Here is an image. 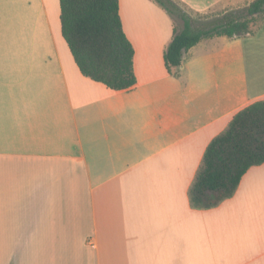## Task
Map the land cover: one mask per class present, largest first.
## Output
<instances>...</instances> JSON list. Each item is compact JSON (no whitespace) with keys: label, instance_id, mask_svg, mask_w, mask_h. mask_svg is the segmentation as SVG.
Returning <instances> with one entry per match:
<instances>
[{"label":"crops","instance_id":"0c3cea01","mask_svg":"<svg viewBox=\"0 0 264 264\" xmlns=\"http://www.w3.org/2000/svg\"><path fill=\"white\" fill-rule=\"evenodd\" d=\"M191 12L252 0H176ZM137 83L85 76L60 0H0V264H264V163L211 207L191 187L211 141L264 99V20L205 38L170 73L174 20L120 0Z\"/></svg>","mask_w":264,"mask_h":264},{"label":"trees","instance_id":"16d2710c","mask_svg":"<svg viewBox=\"0 0 264 264\" xmlns=\"http://www.w3.org/2000/svg\"><path fill=\"white\" fill-rule=\"evenodd\" d=\"M174 20L165 63L176 74L185 53L205 38L245 36L264 20V0L226 10L200 21L176 0H154ZM62 35L81 72L115 90L137 83L135 48L128 38L120 0H60ZM181 22V25H180ZM264 163V99L238 111L228 127L208 145L191 187L197 207H211L231 196L247 170Z\"/></svg>","mask_w":264,"mask_h":264},{"label":"rangeland","instance_id":"374dc122","mask_svg":"<svg viewBox=\"0 0 264 264\" xmlns=\"http://www.w3.org/2000/svg\"><path fill=\"white\" fill-rule=\"evenodd\" d=\"M183 7L186 8L184 5ZM223 11L224 10H221V9H212V10H209L207 12H202V13L191 12V11L189 12H191L200 21H204V20L210 19L212 17H215L223 13ZM180 25H181V22H180ZM2 163H3L2 169H0V175L2 174V176L22 175L29 168L28 164L24 162H19V161H2Z\"/></svg>","mask_w":264,"mask_h":264}]
</instances>
